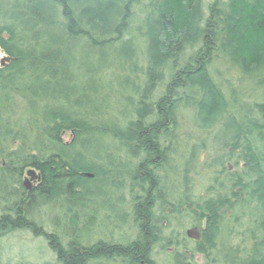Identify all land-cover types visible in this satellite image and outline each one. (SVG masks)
Here are the masks:
<instances>
[{"label":"trees","instance_id":"1","mask_svg":"<svg viewBox=\"0 0 264 264\" xmlns=\"http://www.w3.org/2000/svg\"><path fill=\"white\" fill-rule=\"evenodd\" d=\"M0 51V243L26 231L52 255L24 264H158L156 243L264 264V0H0ZM125 189L133 238L82 241ZM157 204L197 235L165 238Z\"/></svg>","mask_w":264,"mask_h":264},{"label":"rangeland","instance_id":"2","mask_svg":"<svg viewBox=\"0 0 264 264\" xmlns=\"http://www.w3.org/2000/svg\"><path fill=\"white\" fill-rule=\"evenodd\" d=\"M208 1H205L207 3ZM4 55L0 51V61L3 59ZM6 61L5 59L3 62ZM191 130V125L189 122V118L187 116H183L181 119V128L178 132L181 133L182 143L180 147L175 152L176 158H183L186 153H184L186 149L185 141H187L188 132ZM187 133V134H186ZM68 134L66 135V137ZM180 149V150H179ZM180 153V154H179ZM190 167L188 162V155L181 161L170 165V172L175 175L179 174L178 177V185L181 186L183 183L182 175L185 171ZM27 178L26 174L23 176V181ZM36 179L30 182V188L35 185ZM8 185V183H5ZM186 185V184H184ZM166 188H163L165 190ZM181 190V188H178ZM8 190L0 192V197L2 199L7 195ZM105 197H101L98 199V202H104L107 204V208L101 209L99 212H96V217H94V222L91 220V214H87L85 220L78 224V232L82 236V241L91 240L99 237H105L110 239H120L125 240L128 238H133L134 236V228L131 224L130 220V194L125 189L122 195L118 192H106ZM121 203H118L121 200ZM174 198L176 197L173 196ZM167 199V198H166ZM3 202H1L2 204ZM184 206L180 207L181 211H184ZM163 207L162 213L161 208ZM167 204H161L159 206L157 204V208L160 210H156V215L161 219L165 215L166 223L170 225L169 229L164 230L165 238L171 236L170 232L174 235V238L180 239H190L193 238L196 234L197 227H195L189 220L188 215L184 212L170 214L167 208ZM123 212L126 213L125 223H123ZM57 215V211L54 209H49L46 212V217L50 219H54ZM159 219V218H158ZM63 223V222H62ZM64 225V224H63ZM67 227V225H66ZM0 262L1 264H24V262H43L45 260H51V253L48 247L44 242H41L40 239L34 238L30 233L26 231H15L7 234L5 237L1 239L0 243ZM8 258V259H7ZM154 258L158 264H175L173 258L170 257V249L164 248L163 245H159L155 247L154 250ZM197 261L201 263L203 261L201 255L196 256ZM9 260L10 263H6L5 261ZM22 262V263H20ZM116 264H120L117 262Z\"/></svg>","mask_w":264,"mask_h":264},{"label":"water","instance_id":"3","mask_svg":"<svg viewBox=\"0 0 264 264\" xmlns=\"http://www.w3.org/2000/svg\"><path fill=\"white\" fill-rule=\"evenodd\" d=\"M9 60V58L8 57H3V59H1V61H0V64L2 65L3 64V60ZM26 176H27V178L28 179H26L25 181H23V186H24V188L27 190V191H30V182L32 181V180H37L38 179V175L35 173V171L33 170V169H28L27 171H26Z\"/></svg>","mask_w":264,"mask_h":264},{"label":"flooded vegetation","instance_id":"4","mask_svg":"<svg viewBox=\"0 0 264 264\" xmlns=\"http://www.w3.org/2000/svg\"><path fill=\"white\" fill-rule=\"evenodd\" d=\"M155 203V202H154ZM154 208H156V204H154ZM170 214L172 215V214H174V212H171V210H170ZM165 219V218H164ZM163 219V221H162V225L163 226H165L166 227V229H169L170 228V225L169 224H167L166 222L167 221H165ZM170 235L171 236H173L174 237V235H173V233H172V230H171V232H170ZM197 235V233L195 234V236ZM176 239V238H175ZM159 245H161L160 243H156V244H154L153 246H152V248H151V253L153 254V256H154V250H155V247H157V246H159ZM170 249V251H173L174 250V248L172 247V248H169ZM202 257V256H201Z\"/></svg>","mask_w":264,"mask_h":264}]
</instances>
